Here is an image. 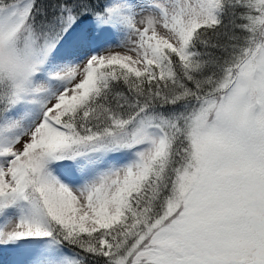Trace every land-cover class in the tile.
Returning a JSON list of instances; mask_svg holds the SVG:
<instances>
[{
  "label": "snow or ice",
  "instance_id": "obj_1",
  "mask_svg": "<svg viewBox=\"0 0 264 264\" xmlns=\"http://www.w3.org/2000/svg\"><path fill=\"white\" fill-rule=\"evenodd\" d=\"M0 264H264V0H0Z\"/></svg>",
  "mask_w": 264,
  "mask_h": 264
}]
</instances>
